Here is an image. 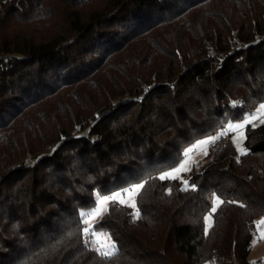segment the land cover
<instances>
[{
    "label": "trees",
    "instance_id": "trees-1",
    "mask_svg": "<svg viewBox=\"0 0 264 264\" xmlns=\"http://www.w3.org/2000/svg\"><path fill=\"white\" fill-rule=\"evenodd\" d=\"M262 101L264 0H0V264H250L264 124L245 155L206 145L186 191L154 177ZM141 178V219L98 222L105 260L78 212Z\"/></svg>",
    "mask_w": 264,
    "mask_h": 264
},
{
    "label": "snow or ice",
    "instance_id": "snow-or-ice-1",
    "mask_svg": "<svg viewBox=\"0 0 264 264\" xmlns=\"http://www.w3.org/2000/svg\"><path fill=\"white\" fill-rule=\"evenodd\" d=\"M240 104H243V102L241 101L239 104L237 102H233L232 107H238ZM262 116H264V103L259 105L255 113L246 114L243 118V122L229 123L225 131L221 132L219 135L210 136L208 139L197 141L193 147L183 151L182 157L178 158L176 163L169 166L170 170H160V174L154 177V179H158L160 181H180L184 185V187L181 188V191L188 190L189 180L182 179V175L183 173L190 172L192 170L190 166L191 158L189 154L194 151V148H201L202 146L214 144L227 132H234L236 135L233 137V143L236 145L240 154L245 155L247 152L241 146L243 140L247 138L244 129L247 125H252L253 121ZM261 123H264V120H261ZM238 140L241 143H237ZM203 154L205 156L208 154L206 147L203 148ZM191 163L196 162L191 161ZM146 183L147 180L141 178V181L133 182L131 186H124L121 190H113L111 194H98L93 200L92 207L90 209H84L78 212L79 219L77 221V229L83 237L84 246L86 248H91L105 260L116 254L118 251L116 242L112 240L111 235H105L98 222L109 213L110 207L114 208L117 204L133 209L134 211L131 215L134 220L141 219V211L137 205L136 198L145 188ZM192 190H196L194 182L192 183ZM171 192L172 189L169 188L168 194L171 195ZM213 196L214 200L210 201L211 211L204 217V220L207 222V228L204 229L206 235L208 229L212 227L213 215L217 212L218 208L225 203V201L221 199L218 194L213 193ZM227 203L231 204L236 202L227 201ZM240 206L244 207L243 204ZM262 223H264V221H262ZM102 237L103 240L101 239ZM259 239H264V231L260 232Z\"/></svg>",
    "mask_w": 264,
    "mask_h": 264
},
{
    "label": "rangeland",
    "instance_id": "rangeland-1",
    "mask_svg": "<svg viewBox=\"0 0 264 264\" xmlns=\"http://www.w3.org/2000/svg\"><path fill=\"white\" fill-rule=\"evenodd\" d=\"M145 86H146V85H145ZM261 103H264V101H262ZM261 103H260V104H261ZM260 104H258V105L253 109V111H251L250 113H255L256 110H257V108L259 107ZM261 120H264V116H262V117H260L259 119L253 121V124H252V125L257 126V125H260V124H264V123H261ZM235 122H243V119L238 120V121H234V122H233V121H230L229 123H235ZM229 123H228V124H229ZM227 126H228V125H227ZM227 126L224 127V128H222L221 131H220V133H221V132H224L225 129L227 128ZM247 126H248V125H247ZM247 126H246V128H247ZM246 128L244 129V131H245V135H246ZM220 133H219V134H220ZM235 135H236V133H234V132H232L231 135H230V138H231L232 142H233V137H234ZM202 139H204V138H202ZM202 139H199V140H202ZM199 140H197V141H199ZM245 140H246V139H245ZM245 140H243L241 146H242V147L246 150V152H247V151H248V148L246 147ZM197 141H196L195 143H193L192 145L188 146V147L186 148V150H187L188 148H190V147H193V146L197 143ZM237 143H241V142L238 140ZM233 144H234V143H233ZM234 146H235V148H236L237 153L240 154V152L238 151V149H237V147H236L235 144H234ZM205 147L208 149L207 146H202L201 148H194V151H193L192 153L189 154V155H190V158H191V159H190V166H191V169H192L193 164H194V163H191V161H195V162L197 163L199 160H201V159L203 158V156H204V154H203V148H205ZM167 170H170V169H167ZM188 173H189V172L183 173V175H182V179H186V174H188ZM120 190H121V189H120ZM98 194H100V193H97L96 196H97ZM213 200H214V197H213ZM88 209H90V208H88ZM83 210H84V209H83ZM210 211H211V209H210ZM210 211H209V212H210ZM209 212H207L205 216H207V215L209 214ZM262 221H264V215L259 216L258 219L256 220V232H255L254 237H253V239H252L251 250H250V254H249V258H248L250 264H264V239H259L260 232H261V231H264V223H262ZM213 222H214V215H213V219H212V225H213ZM94 223H95V222H94ZM205 227L207 228V222H206V221H205ZM209 230H210V228L208 229V231H209ZM103 232L105 233V235H109V233H108L107 231H104V230H103ZM101 239L103 240V237H102ZM112 240H113V239H112ZM105 242H106V241H105ZM116 247H117V245H116ZM206 264H208V263H206Z\"/></svg>",
    "mask_w": 264,
    "mask_h": 264
},
{
    "label": "built area",
    "instance_id": "built-area-1",
    "mask_svg": "<svg viewBox=\"0 0 264 264\" xmlns=\"http://www.w3.org/2000/svg\"><path fill=\"white\" fill-rule=\"evenodd\" d=\"M228 135H230V132H227L224 136H228ZM213 145H215V143L211 144V145H207V146H213ZM238 158H239V156H238Z\"/></svg>",
    "mask_w": 264,
    "mask_h": 264
}]
</instances>
